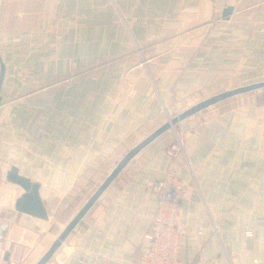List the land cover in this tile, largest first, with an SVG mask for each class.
<instances>
[{
	"label": "crops",
	"instance_id": "1",
	"mask_svg": "<svg viewBox=\"0 0 264 264\" xmlns=\"http://www.w3.org/2000/svg\"><path fill=\"white\" fill-rule=\"evenodd\" d=\"M1 66L0 264H36L167 113L264 79V0H0ZM224 101L133 156L46 264H134L168 166L185 187L179 260L264 264V89ZM11 166L46 219L15 209Z\"/></svg>",
	"mask_w": 264,
	"mask_h": 264
},
{
	"label": "water",
	"instance_id": "2",
	"mask_svg": "<svg viewBox=\"0 0 264 264\" xmlns=\"http://www.w3.org/2000/svg\"><path fill=\"white\" fill-rule=\"evenodd\" d=\"M233 8L227 6L222 11L221 18L227 19L232 13ZM3 75V66L0 69V83ZM259 89H264V80L249 83L246 85L238 86L229 90L222 91L215 95L209 96L205 99L198 101L187 109L177 113L175 116L167 119L162 125L149 133L136 145L125 153V155L118 161L111 172L106 176L102 183L92 192L88 197L83 206L77 211V213L72 217V219L67 223V225L62 229L59 235L52 242L47 251L40 257L36 264H46L55 251L60 247L61 243L66 239L68 234L72 231L75 225L80 221V219L86 214L94 202L99 198V196L104 192L108 185L114 180V178L120 173V171L125 167V165L130 161V159L135 156L139 151L151 143L154 139L168 131L172 126H175L180 121L198 113L199 111L227 100L229 98L235 97L240 94L253 92ZM6 180L19 185L23 189V193L15 200V209L19 212L27 213L38 218L46 219L47 212L40 199L38 188L39 184L32 182L29 178L18 174V170L15 166H11L7 171Z\"/></svg>",
	"mask_w": 264,
	"mask_h": 264
},
{
	"label": "built area",
	"instance_id": "3",
	"mask_svg": "<svg viewBox=\"0 0 264 264\" xmlns=\"http://www.w3.org/2000/svg\"><path fill=\"white\" fill-rule=\"evenodd\" d=\"M169 116L167 113V119ZM172 126L171 128H173ZM169 130H173V129ZM183 140L174 132V139L168 147L172 158L184 156ZM150 189L156 195V213L143 234L147 249L134 257V264H183L178 258L180 238L185 228L180 225V200L185 191L183 183L178 179L174 169L170 166L165 171L162 179L150 182ZM0 243V260L3 258ZM8 264H17L10 261ZM249 264H261L254 259Z\"/></svg>",
	"mask_w": 264,
	"mask_h": 264
},
{
	"label": "rangeland",
	"instance_id": "4",
	"mask_svg": "<svg viewBox=\"0 0 264 264\" xmlns=\"http://www.w3.org/2000/svg\"><path fill=\"white\" fill-rule=\"evenodd\" d=\"M262 80H264V79H262ZM262 80H257V81H262ZM257 81H253V82H257ZM252 81H250V80H247V81H231V83H227V84H223V83H220L219 84V87H221V88H226L227 87V89L226 90H229V89H232V88H235V87H238V86H242V85H246V84H249V83H253ZM239 83V84H238ZM220 89V88H219ZM214 91H216V90H214ZM217 94V93H216ZM245 94H248V93H244V94H240V95H237V96H235V97H232V98H229L228 100H226V101H224L225 103H231L230 101L231 100H233V101H235V99H238L239 97H241L242 95H245ZM213 95H215V94H213ZM206 97H204V98H207V97H209V96H212V95H205ZM204 98H202V99H204ZM202 99H200V100H202ZM199 100V101H200ZM221 103H223V102H221ZM181 111H183V110H181L180 108L178 109V110H174L172 113H168L169 114V116H175L177 113H180ZM166 120H167V118H166ZM177 127V124L173 127V128H171V129H173L174 131H175V128ZM177 129V128H176ZM173 130H169V131H173ZM93 191L91 190L89 193H88V196H89V194L90 193H92Z\"/></svg>",
	"mask_w": 264,
	"mask_h": 264
}]
</instances>
